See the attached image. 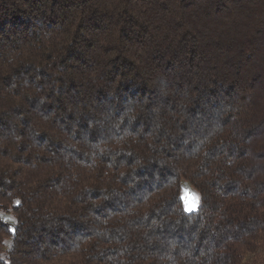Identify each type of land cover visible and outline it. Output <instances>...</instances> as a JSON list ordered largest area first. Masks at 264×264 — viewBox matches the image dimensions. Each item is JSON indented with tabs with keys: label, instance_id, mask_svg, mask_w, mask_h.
<instances>
[{
	"label": "trees",
	"instance_id": "16d2710c",
	"mask_svg": "<svg viewBox=\"0 0 264 264\" xmlns=\"http://www.w3.org/2000/svg\"><path fill=\"white\" fill-rule=\"evenodd\" d=\"M0 264H264V0H0Z\"/></svg>",
	"mask_w": 264,
	"mask_h": 264
},
{
	"label": "rangeland",
	"instance_id": "374dc122",
	"mask_svg": "<svg viewBox=\"0 0 264 264\" xmlns=\"http://www.w3.org/2000/svg\"><path fill=\"white\" fill-rule=\"evenodd\" d=\"M181 200L183 208L186 212L191 213L195 212L199 206V194L198 192L190 185L187 180H181ZM191 209V210H189ZM3 217H11L10 213L2 212ZM12 218V217H11ZM13 220H8V222H12ZM252 256H249L250 260Z\"/></svg>",
	"mask_w": 264,
	"mask_h": 264
},
{
	"label": "snow or ice",
	"instance_id": "6c2138e0",
	"mask_svg": "<svg viewBox=\"0 0 264 264\" xmlns=\"http://www.w3.org/2000/svg\"><path fill=\"white\" fill-rule=\"evenodd\" d=\"M17 203H19V202H17ZM189 210H191V209H189ZM3 219L8 221V220H11L12 218L11 217H3ZM9 231H14V230L13 229H9Z\"/></svg>",
	"mask_w": 264,
	"mask_h": 264
}]
</instances>
